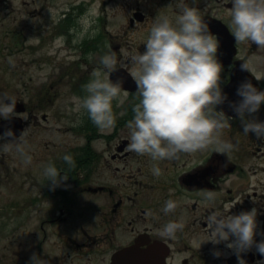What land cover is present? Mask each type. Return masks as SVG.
<instances>
[{
    "label": "flooded vegetation",
    "instance_id": "obj_1",
    "mask_svg": "<svg viewBox=\"0 0 264 264\" xmlns=\"http://www.w3.org/2000/svg\"><path fill=\"white\" fill-rule=\"evenodd\" d=\"M13 2L0 0V19H13L8 21L11 26L1 28L0 35L15 36L13 44L10 40L8 44L0 42L2 52L4 47L9 49L10 63H6L12 66L14 45L23 41L26 52L30 35L40 43L39 48L43 40L41 26H15ZM192 7L200 10L210 33L219 40L221 89L227 99L216 110L232 118L231 127L223 129L220 138L231 142L233 151L227 156L213 152L210 146L202 152L182 154L173 161H153L150 156L128 151L127 123L133 119L132 109L139 99L135 81H126L129 72L119 65L110 79L118 73V82L129 95L123 104L113 101L112 128L101 130L88 114L80 123L65 128L50 126L53 108L65 111L56 107L62 92L51 75L42 80L24 74V67L29 65L24 52L21 59H16L18 76L7 77L0 72V96L14 97L18 114L8 120L0 117V135L8 129L14 133V137L0 140V144L18 139L26 130L25 151L32 157L26 165L14 149L0 152V264H31L33 254L47 264H238L235 252L226 247V242H205L200 246L211 238L205 219L212 211L238 215L256 208L255 240H264V140L251 132L245 135L242 122L231 107L241 101L237 89L246 80L264 91V80L257 81L240 68L243 59L264 56V50H258L254 43L235 42L228 11L232 7L230 0H194ZM177 14L175 5L168 8L173 21ZM148 18L147 12L133 8L129 29L140 31L139 26ZM129 29H119L118 42L110 43L107 37L103 55L115 51L118 59L130 67L131 61L123 58L137 50L143 53L146 45L135 47V39L127 33ZM31 61L38 67L36 59ZM0 63L1 68L4 64ZM40 66L43 68L42 63ZM245 118L264 122V104ZM47 127L53 132L62 131L67 138L46 139ZM65 155L72 157L74 167L64 161ZM49 163L61 175H68V180L55 190H51V182L43 175ZM153 166L159 167V176L153 174ZM203 189L215 192L214 202L205 201L200 191ZM169 199L178 206L165 215L162 209ZM181 218L184 228L174 238L158 235L168 221L179 222ZM216 252L220 255H214ZM241 256L246 264H264V256L255 247Z\"/></svg>",
    "mask_w": 264,
    "mask_h": 264
},
{
    "label": "clouds",
    "instance_id": "obj_2",
    "mask_svg": "<svg viewBox=\"0 0 264 264\" xmlns=\"http://www.w3.org/2000/svg\"><path fill=\"white\" fill-rule=\"evenodd\" d=\"M228 8L232 36L237 43L255 44L264 50V0H230ZM178 14L173 21L168 16L157 15L144 41L146 50L129 53L124 60L118 59L111 51L100 58L101 67L91 72V79L83 86L86 95L76 98V111H85L89 119L101 130L110 129L115 124L113 101L123 104L129 92L121 82H112L110 74L125 68L136 83L135 95L139 102L133 106V119L128 121L129 143L127 150L139 155L150 156L153 161L177 160L182 154H194L212 146L213 152L228 154L233 151L231 142L223 141L220 133L230 128L231 117L217 111L227 96L221 89L222 64L217 59L218 38L211 34L208 24L196 7L189 6L186 0H177ZM32 39V38H31ZM242 71L249 72L257 81L264 80V56L253 55L242 60ZM242 99L232 104L239 116L243 133H254L257 139L264 140V122L246 119L257 113L264 104V91H259L251 81L243 82L237 89ZM5 101H10L6 103ZM17 100L14 97L0 96V117L5 120L14 115ZM26 130L18 139L0 144V152L15 150L27 165L32 157L25 151ZM14 137L11 129L0 135V140ZM64 161L74 167L70 155ZM154 175H160L159 167L153 166ZM44 177L51 182V190L60 187L68 180L54 164L44 167ZM205 201L214 202L213 190H200ZM174 200H167L162 209L165 215L177 208ZM229 213V212H228ZM257 209L243 211L238 215L212 211L205 219L210 239L203 241L213 244L226 242L238 259V264H246L241 254L255 247L264 256V240L257 242ZM184 228L183 218L179 222L168 221L158 230L162 238H174L177 231ZM230 237H234L230 241ZM214 255L219 256L216 252ZM31 264H47V261L33 254Z\"/></svg>",
    "mask_w": 264,
    "mask_h": 264
},
{
    "label": "rangeland",
    "instance_id": "obj_3",
    "mask_svg": "<svg viewBox=\"0 0 264 264\" xmlns=\"http://www.w3.org/2000/svg\"><path fill=\"white\" fill-rule=\"evenodd\" d=\"M171 1L173 3H169L167 0H14L12 13L17 16L14 20L15 26L16 24L23 25V23L29 27L41 26L43 40L39 48L40 43L33 35H30L27 38L29 47L26 52L23 41L14 45L15 54L12 55L14 61H11L13 66L9 64L10 57L7 55L9 49L4 47L3 52L0 50V62L4 64L0 68V72L7 77L11 74L18 76L20 71L16 69L18 66L16 59H21L25 52L29 65L24 67V74H32L36 79L42 80H47L45 75H51L62 92L61 97L56 100V107L64 108L66 112L55 111L56 108H53L48 121L50 126L56 125L65 128L72 123H80L87 117V113L83 110L76 111V98H83L86 95L84 89H80L81 84H87L91 79V72L97 67H101L100 58L106 48L107 38L105 39V35L110 43L118 42L119 29L122 27L129 29V15L133 8L138 7L147 12L149 18L139 26L140 31L129 29L127 33L135 39V47L144 48L143 43L149 35L156 16H168V8L176 5L177 0ZM193 2L194 0H186V3L191 7ZM69 5L74 6V10H71L72 25L68 30L70 34H64L57 29H60V25L59 21H56L59 14L69 8ZM34 9L36 11L30 13ZM9 20L13 19H0V24L4 23L0 26V35L3 30L1 28L11 26L8 23ZM138 33L140 34L138 35ZM9 40L10 44H13L15 36H0L1 43L8 44ZM89 46L91 48H88ZM32 59L37 60L38 67L33 66ZM41 63L43 68L40 66ZM70 90H72L71 95ZM69 106L73 107L68 110ZM47 128L45 130L46 139L67 138V135L62 131L53 132L49 130V127ZM68 132L71 133V131ZM75 220L78 222L77 219Z\"/></svg>",
    "mask_w": 264,
    "mask_h": 264
},
{
    "label": "water",
    "instance_id": "obj_4",
    "mask_svg": "<svg viewBox=\"0 0 264 264\" xmlns=\"http://www.w3.org/2000/svg\"><path fill=\"white\" fill-rule=\"evenodd\" d=\"M126 80H128V78H126ZM112 81L115 83V82H118V79H117V77H113L112 78Z\"/></svg>",
    "mask_w": 264,
    "mask_h": 264
}]
</instances>
